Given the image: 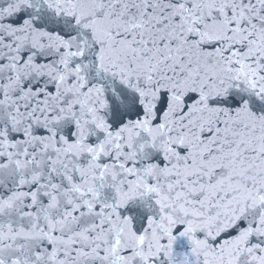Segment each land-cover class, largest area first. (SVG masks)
Instances as JSON below:
<instances>
[{"label":"snow or ice","instance_id":"6c2138e0","mask_svg":"<svg viewBox=\"0 0 264 264\" xmlns=\"http://www.w3.org/2000/svg\"><path fill=\"white\" fill-rule=\"evenodd\" d=\"M0 264H264V0H0Z\"/></svg>","mask_w":264,"mask_h":264}]
</instances>
